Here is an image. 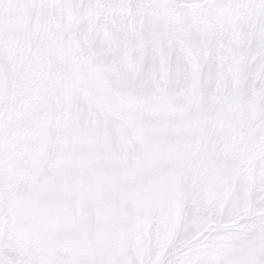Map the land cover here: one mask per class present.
I'll return each instance as SVG.
<instances>
[{
  "label": "snow or ice",
  "instance_id": "snow-or-ice-1",
  "mask_svg": "<svg viewBox=\"0 0 264 264\" xmlns=\"http://www.w3.org/2000/svg\"><path fill=\"white\" fill-rule=\"evenodd\" d=\"M0 264H264V0H0Z\"/></svg>",
  "mask_w": 264,
  "mask_h": 264
}]
</instances>
